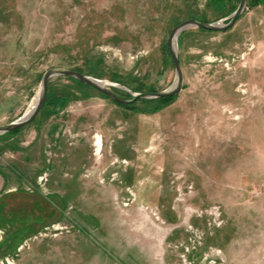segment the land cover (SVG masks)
I'll return each instance as SVG.
<instances>
[{
    "label": "rangeland",
    "instance_id": "374dc122",
    "mask_svg": "<svg viewBox=\"0 0 264 264\" xmlns=\"http://www.w3.org/2000/svg\"><path fill=\"white\" fill-rule=\"evenodd\" d=\"M263 1L182 30V88L154 112L51 77L33 121L0 133V264H264ZM238 2L0 0V124L52 67L124 98L169 87L174 24Z\"/></svg>",
    "mask_w": 264,
    "mask_h": 264
},
{
    "label": "water",
    "instance_id": "95a60500",
    "mask_svg": "<svg viewBox=\"0 0 264 264\" xmlns=\"http://www.w3.org/2000/svg\"><path fill=\"white\" fill-rule=\"evenodd\" d=\"M247 4H248V0H239L235 10L227 17H224L219 20L202 21L194 17H189L178 22L171 28L169 35L166 39V45L174 67L175 78L173 83L169 87L158 91H141V92H130L129 90L126 89L131 94V97L124 98L111 91L109 87L105 86L108 83L105 80L97 79L81 71L70 68H64V67L48 68L42 73L39 90L36 95V101L33 107L25 111L16 119L5 124H0V133L8 132L13 129L22 127L33 121V119L39 113V111L41 110V108L45 103L48 81L53 76L73 77L78 81H80L81 83L95 88L99 92L103 93L104 95H106L107 97L111 98L112 100L118 103L130 104L138 99H157V98L177 94L182 88V70L179 63V54L177 49L178 36L182 32V30L188 27H197L211 31H224L234 25L235 21L241 16L245 8H247Z\"/></svg>",
    "mask_w": 264,
    "mask_h": 264
},
{
    "label": "trees",
    "instance_id": "16d2710c",
    "mask_svg": "<svg viewBox=\"0 0 264 264\" xmlns=\"http://www.w3.org/2000/svg\"><path fill=\"white\" fill-rule=\"evenodd\" d=\"M214 1H219V0H210V3L214 2ZM262 0H248V4H247V8H250V7H253V6H256L258 5ZM264 2V1H263ZM198 19V18H196ZM200 20V19H199ZM202 21H207V20H202ZM175 25V24H174ZM200 30H206V29H203V28H198ZM229 29V28H228ZM227 29V30H228ZM208 31H211V30H208ZM182 33V32H181ZM180 33V34H181ZM163 54L164 56H168L170 57V54H169V51H168V48H167V45H166V49L165 51H163ZM171 59V57H170ZM172 61V60H171ZM79 71V70H78ZM68 78H71L73 80H75L76 82H78L79 84L81 85H84V86H89V85H86V84H83L81 83L80 81H78L77 79L73 78V77H70V76H67ZM49 82V81H48ZM123 93L126 95V96H129L130 94L128 92H125L123 91ZM103 94V93H102ZM104 95V94H103ZM176 96V94L174 95H171V96H165V97H161V98H157V99H138L136 101H134L133 103H130V104H125V103H118L116 101L115 104H118L120 106H123L127 109H131V110H139V111H149V112H154L155 110H157V108H159L160 106H166L170 103V101H172V99ZM131 97V96H130ZM138 101H141V102H155V105L150 107V108H138L136 106V102ZM45 104V103H44ZM20 128V127H19ZM19 128H16V129H13L11 131H8L9 132H14L16 130H18Z\"/></svg>",
    "mask_w": 264,
    "mask_h": 264
},
{
    "label": "bare ground",
    "instance_id": "6f19581e",
    "mask_svg": "<svg viewBox=\"0 0 264 264\" xmlns=\"http://www.w3.org/2000/svg\"><path fill=\"white\" fill-rule=\"evenodd\" d=\"M35 101H36V98H35L34 101L32 102V104H31V106L29 107V109H31V108L33 107Z\"/></svg>",
    "mask_w": 264,
    "mask_h": 264
}]
</instances>
